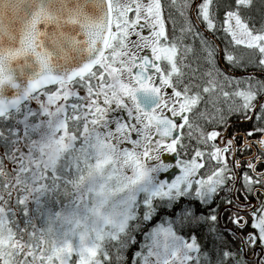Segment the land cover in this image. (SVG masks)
I'll return each instance as SVG.
<instances>
[{
  "label": "snow or ice",
  "instance_id": "1",
  "mask_svg": "<svg viewBox=\"0 0 264 264\" xmlns=\"http://www.w3.org/2000/svg\"><path fill=\"white\" fill-rule=\"evenodd\" d=\"M166 7L184 20L179 35L175 27L166 31ZM116 11L102 47L66 73L30 78L7 107L0 105V122L25 116L36 122L15 158L0 159V264H71L73 253L76 264H133L135 253V264H264V80L221 71L264 69V0H170L167 6L126 0ZM167 19L175 25L171 11ZM225 81H235L231 91ZM221 97L231 101L214 121L223 130L205 133L202 106ZM232 113L241 120L230 123ZM52 116L56 155L38 135ZM69 121L81 128L78 138L65 135ZM229 127L241 131L229 135ZM77 139L85 159L96 148L119 154L118 165L131 170L122 182L126 196L91 242L83 235L78 244L53 242L49 254L43 234L29 228L31 220L21 227L16 209L27 217L32 194L58 182V169L71 170L59 153ZM240 191L243 199L233 195Z\"/></svg>",
  "mask_w": 264,
  "mask_h": 264
},
{
  "label": "water",
  "instance_id": "2",
  "mask_svg": "<svg viewBox=\"0 0 264 264\" xmlns=\"http://www.w3.org/2000/svg\"><path fill=\"white\" fill-rule=\"evenodd\" d=\"M110 15V0H0V105L30 78L66 73L102 47Z\"/></svg>",
  "mask_w": 264,
  "mask_h": 264
},
{
  "label": "rangeland",
  "instance_id": "3",
  "mask_svg": "<svg viewBox=\"0 0 264 264\" xmlns=\"http://www.w3.org/2000/svg\"><path fill=\"white\" fill-rule=\"evenodd\" d=\"M125 2L126 0H112V6L117 9L118 5ZM130 39L134 41L135 36ZM121 78L125 82L130 83L127 72L121 73ZM37 119L40 120L41 118L38 117ZM48 119L52 121L51 127L47 123H41L38 135L43 142L45 151L50 155H56L59 143L57 118L52 116ZM29 123L32 122L28 120V117H25L20 124L17 122L12 126V134L17 132V129L22 130L26 125L29 126ZM74 123L68 122L65 135L78 138L81 128L77 123ZM60 127H64L63 123L60 124ZM73 127H76V133ZM33 130L36 129L34 128ZM125 146L130 145L125 144ZM18 147H16V150L20 149ZM79 149L80 141L77 139L72 148L59 153L61 165L65 162L73 165L71 170L75 177L71 176L70 178L73 184L72 197L65 203L52 205L49 207L50 209L44 208L43 199L49 198L54 190L51 185L46 193L43 195L32 194L33 198L30 199V205L32 202L35 203L36 210L38 205H42L43 210L38 211V216L42 223L41 232L38 230L37 232L43 234V247L49 254L54 250L53 242L60 244L67 239L73 244H78L80 243L81 235L86 238L87 242H91L88 238L93 233V230L97 227L102 228L104 219H114L119 212L120 202L126 196V190L122 182L131 175V170L126 166L120 167L118 165L117 162L121 159L119 154L96 148L90 150L85 159ZM11 150L8 152L10 160L15 158L12 155L15 148L12 147ZM58 171L61 179L68 177V172L64 171L63 168L58 169ZM81 196L86 197V199L81 201ZM151 231H155V228ZM76 259L77 257L73 253L70 257L71 264H76Z\"/></svg>",
  "mask_w": 264,
  "mask_h": 264
},
{
  "label": "trees",
  "instance_id": "4",
  "mask_svg": "<svg viewBox=\"0 0 264 264\" xmlns=\"http://www.w3.org/2000/svg\"><path fill=\"white\" fill-rule=\"evenodd\" d=\"M162 2L167 6L170 3V0H162ZM173 13V18L175 20V25H173L172 20L167 19L168 17V13L169 12ZM164 16L166 18V27H167V32L169 34H171L173 32V29L175 27V32L177 35H179V30L181 27H183L184 25V20L182 17H180L177 13H175L174 9H170V8H165V12H164ZM220 48L223 49V45H220ZM221 64H226V61H223L221 59L220 62ZM206 71V68L202 67L201 68V72ZM221 71L224 72L225 75H230L233 77H241V78H247L249 76L251 77H255L256 80H264V69H261L260 67L257 66H249L247 68H243V67H233V66H229L227 71H225L223 68H221ZM225 83V87L226 90L231 91L232 88L235 86V81H233L232 85H229L227 81L224 82ZM231 103V101H228L227 103L224 102L223 97H221V100L219 102H216L214 98L210 99L208 103H206L205 105L202 106V110L205 112V117L203 120L200 121L201 126L203 127L205 133L208 131H212V130H218V131H222V127L219 125H216L214 123L215 120L219 119V116L226 111L227 109V104ZM26 117V116H25ZM25 117H17L15 120H8V121H2L0 122V133H2V135H0V159L4 158L5 156H7V159L10 160V158L8 157V152L12 151V147L15 148L16 151V147L19 146L18 148L22 149L26 143V137L24 135V133L28 130L29 126L26 125V127H24L22 130H18L17 132L12 134V126H14L17 122L20 124L22 120L25 119ZM228 120L231 122L235 121V122H239L241 120L240 114L239 113H232L231 115H229ZM253 123H255V117L252 118ZM33 124H35V121H32ZM75 124V123H74ZM251 125L244 123V128H250ZM74 128V132L76 133V127ZM78 129V128H77ZM35 131V130H34ZM185 131H187V129H185ZM241 131L240 128L238 127H229L228 130V134L232 135L235 132H239ZM195 142V141H194ZM21 155L23 154V152L20 153ZM68 172V177L60 179L57 183L55 181L50 182L52 185V188L55 190H53V192L51 193L52 195L49 198H44L43 199V206L44 208H48L51 207L52 205H59L62 204V202H66L70 199V197H72V189H73V184L71 183V176L75 177V174H73L72 170L71 171H67ZM239 187V185H238ZM234 196H239L240 199H243V191L240 192H236L233 193ZM224 196V193H220L217 196V204H220V208L223 210L225 205L220 203V199L221 197ZM67 199V200H66ZM252 201L255 202L256 198L253 195L251 197ZM261 199H264V196H261ZM35 203H31L30 205V201L27 204L28 207V216L25 217L23 210L20 208L16 209L17 212V219L20 220L21 222V227H23L25 224H27L29 222V220H31V225L29 226V228L31 229L32 227H34L36 230L41 232V226L42 223L40 222V217L38 216V211L36 210ZM216 206V205H213ZM198 211H207V209H203L200 208L198 209ZM227 218L226 214H225V219ZM161 219L160 216H157L155 218V220H153L151 222V224L148 225V227H151L153 224L159 222ZM165 220H167V217H164ZM221 223H223V221H221ZM158 226V225H157ZM154 228H152L151 230H153ZM147 230V228L145 229ZM145 236L148 235V232L146 231L144 233ZM129 247V245L125 244L124 245V249H125V253L127 251V248ZM138 247V245H137ZM135 249H133L134 251ZM130 255V253H129ZM135 255H139V253H135ZM135 255L133 257V264H135Z\"/></svg>",
  "mask_w": 264,
  "mask_h": 264
},
{
  "label": "flooded vegetation",
  "instance_id": "5",
  "mask_svg": "<svg viewBox=\"0 0 264 264\" xmlns=\"http://www.w3.org/2000/svg\"><path fill=\"white\" fill-rule=\"evenodd\" d=\"M111 1V7H112V17H115L116 15H117V11H116V9H114V7L112 6V0H110ZM113 27H114V25H113ZM147 33H145V35H146Z\"/></svg>",
  "mask_w": 264,
  "mask_h": 264
}]
</instances>
